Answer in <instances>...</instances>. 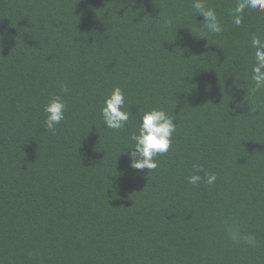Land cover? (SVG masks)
I'll return each instance as SVG.
<instances>
[{"label":"trees","instance_id":"16d2710c","mask_svg":"<svg viewBox=\"0 0 264 264\" xmlns=\"http://www.w3.org/2000/svg\"><path fill=\"white\" fill-rule=\"evenodd\" d=\"M194 2L0 0V264H264V89L251 79L264 12L237 26L239 0H200L213 33ZM115 87L120 130L101 115ZM54 95L67 111L50 130ZM151 108L173 116L172 145L155 170L132 169L124 152Z\"/></svg>","mask_w":264,"mask_h":264},{"label":"clouds","instance_id":"9594fccd","mask_svg":"<svg viewBox=\"0 0 264 264\" xmlns=\"http://www.w3.org/2000/svg\"><path fill=\"white\" fill-rule=\"evenodd\" d=\"M193 7L204 17L206 26L210 32L220 33L222 31L220 21L216 11L212 8L205 9L200 0H195ZM259 9L264 12V0H239L232 10L233 23L239 26L242 22V14L245 9ZM251 44L254 49L255 62L251 67V79L254 81L252 91L264 89V41L258 36H253ZM65 93L67 87L62 89ZM125 93L120 87H115L103 102L101 115L107 128L120 130L129 121L130 112L125 109ZM67 105L60 95H54L44 106L46 113L45 125L50 130H55L57 125L65 119ZM176 132V123L173 116L163 109L151 108L145 110L140 117L138 132H134L129 140L131 146L126 153L129 157V167L136 170H155L158 155L169 151L173 134ZM194 173L188 177V183L198 185L201 181L200 172L202 166L193 165ZM215 173H205L204 182L212 185L216 181ZM231 237L234 241H244L249 245L255 244V237L252 234H241L238 230H233Z\"/></svg>","mask_w":264,"mask_h":264}]
</instances>
